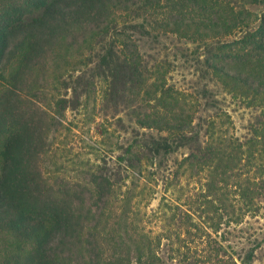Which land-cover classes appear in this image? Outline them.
Masks as SVG:
<instances>
[{
  "label": "trees",
  "instance_id": "trees-1",
  "mask_svg": "<svg viewBox=\"0 0 264 264\" xmlns=\"http://www.w3.org/2000/svg\"><path fill=\"white\" fill-rule=\"evenodd\" d=\"M261 5L264 0H0V264H166L151 241L104 233L110 199L127 175L104 162L87 183L72 186L44 168L52 132L100 83V113L132 133L118 149L125 170L185 148L189 173L207 171L204 195L235 186L243 210L264 215V9H251ZM123 12L128 18L120 25ZM168 33L204 46L202 78L250 110L238 143L250 166L244 183L233 178L234 150L212 140L219 89L208 81L203 86L199 115L175 113L165 94L155 105L143 100L146 73L161 50L145 57L132 38L160 46ZM81 49L88 54L85 69L62 71L61 61ZM164 93L172 96V88ZM215 250L216 264H264V225L245 256L228 254L222 244ZM176 252L179 262L197 263Z\"/></svg>",
  "mask_w": 264,
  "mask_h": 264
},
{
  "label": "rangeland",
  "instance_id": "rangeland-1",
  "mask_svg": "<svg viewBox=\"0 0 264 264\" xmlns=\"http://www.w3.org/2000/svg\"><path fill=\"white\" fill-rule=\"evenodd\" d=\"M251 9L259 14L264 7L252 6ZM125 13L118 15L120 25L128 18ZM253 24L256 25L257 20L254 19ZM119 37L123 39L124 35L119 34ZM132 39L145 57L161 50L158 64L152 60L151 70L146 73L143 100L155 105L165 94L175 113L195 112L199 115L203 108L202 88L208 81L202 78L199 65L204 59V46L197 49V45L171 33L160 38L164 45L158 47L150 38H141L138 34ZM84 52L85 49L75 50L70 59L61 61L62 71L79 73L85 69L84 60L88 54ZM165 56L169 63L162 60ZM208 82L213 91L219 89L215 97L221 107L220 115L214 121L212 140L234 150L231 162L233 178L244 183L250 166L238 143L244 142L250 110L227 90ZM97 87L84 98L78 109L68 110L63 125L52 132L49 150L43 158L45 170L72 186L87 183L88 174L104 162L113 171L120 170L127 175L125 184L117 187L110 199L104 233L119 232L127 239L130 235L132 239L149 245L151 241L166 264H183L179 262L182 256H178V248L181 253L194 258L196 264H216L217 259H221L215 250L220 244L227 248L228 254L245 256L250 240L264 225V215L251 216L243 210L245 205L240 201L235 186L222 189L219 195H204L207 171L197 175L189 173L183 162L187 152L185 148L159 158L153 165L145 161L140 169L125 170L118 149L119 144L132 133H124L122 128L113 124V117L100 113L105 84L100 83ZM168 87L172 88V96L164 93ZM159 108L162 113L167 111L164 105L159 104ZM123 116L128 124L129 117ZM231 263L232 260L227 259V264ZM237 264H241V260H237Z\"/></svg>",
  "mask_w": 264,
  "mask_h": 264
}]
</instances>
